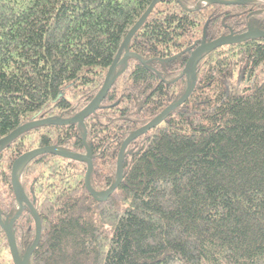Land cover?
Wrapping results in <instances>:
<instances>
[{"label":"trees","instance_id":"trees-1","mask_svg":"<svg viewBox=\"0 0 264 264\" xmlns=\"http://www.w3.org/2000/svg\"><path fill=\"white\" fill-rule=\"evenodd\" d=\"M154 1L0 0V139L88 105ZM250 28L264 31L262 0H157L127 47L144 62L128 58L82 126H39L0 148L2 221L18 210L19 156L49 146L85 154V134L90 186L105 191L123 142L187 89L186 50ZM195 75L186 101L126 146L105 200L86 190L83 162L43 153L25 164L20 184L41 225L28 264H264V39L206 52ZM35 232L24 204L12 226L20 257ZM0 264H13L1 227Z\"/></svg>","mask_w":264,"mask_h":264},{"label":"water","instance_id":"water-1","mask_svg":"<svg viewBox=\"0 0 264 264\" xmlns=\"http://www.w3.org/2000/svg\"><path fill=\"white\" fill-rule=\"evenodd\" d=\"M157 1V0H156ZM156 1L152 2L148 8L145 10V12L142 14V16L137 20V22L129 29V31L126 33L120 48L118 50V53L116 57L114 58L113 63L109 67L103 85L98 92V94L95 96V98L86 105L79 113H77L75 116L67 118V119H61V118H55V119H43V120H35L32 122H29L27 124L21 125L12 132H10L8 135L0 139V148L11 142L13 139L21 135L23 132L31 130L33 128L43 126V125H66V124H72V123H78L79 125L84 124V120L89 117L91 114H93L100 106L101 102L103 101L104 97L106 96V93L108 92L109 88L111 87L114 80L124 71L126 67V62L129 57H135L138 61L144 62L140 56L128 51V43L131 40L132 36L136 33V31L142 26L143 22L146 20L147 16L149 15L150 11L152 10L154 4ZM206 3H218V4H236L240 2H247L250 0H205ZM264 1V0H262ZM253 38H262L264 39V31H258L255 29H248L246 32L238 35H228L224 37H219L215 40L206 42L203 38L200 42H195L190 48H188L186 51L189 53L186 65L184 67L183 74H185L188 77V87L183 93V95L175 102L170 104L168 107H166L156 118H154L152 121H150L145 126L139 128L138 130L132 132L128 138L123 142L122 146L120 147L118 157H117V165H116V179L115 182L105 191L102 192H95L92 190L89 182L90 174L92 171V155L89 151V149L86 147L85 144V134L83 135V143L85 145L86 152L85 154H78V153H72L68 152L64 149L49 146V147H40L35 148L30 151H27L23 153L21 156H19L12 164L10 178H11V185L12 190L16 199V204L18 207L17 212L15 215L11 218L9 222H3L0 215V227L4 231L8 246L10 255L12 258L13 264H28L29 258L37 246L39 239H40V233H41V225H40V219L39 216L32 206V204L29 202L21 184H20V174L25 166V164L30 161L32 158L36 157L39 154L43 153H49L55 156L67 158L74 161L83 162L86 164V171L84 175V185L86 190L93 196L95 200L103 201L105 200L119 185L121 178H122V162H123V153L126 148V146L133 140H135L137 137L144 135L148 130L156 126L162 118L168 114L170 111L178 107L180 104H182L190 93L192 92L196 80L195 70L196 65L203 54H205L208 51L214 50L218 47L229 45L233 43H237L246 39H253ZM124 51V53L121 55V52ZM118 65H123L122 70L119 72H116V69ZM24 204L30 209L34 216L35 220V237L34 241L31 245V247L28 249V251L20 257L17 254L16 244L14 240V236L12 233V226L15 222V220L21 215Z\"/></svg>","mask_w":264,"mask_h":264},{"label":"bare ground","instance_id":"bare-ground-1","mask_svg":"<svg viewBox=\"0 0 264 264\" xmlns=\"http://www.w3.org/2000/svg\"><path fill=\"white\" fill-rule=\"evenodd\" d=\"M194 35V34H193ZM200 37V36H199ZM86 122V121H85Z\"/></svg>","mask_w":264,"mask_h":264}]
</instances>
